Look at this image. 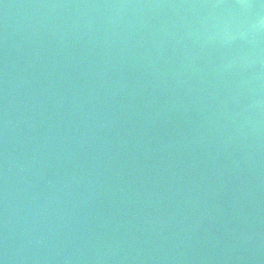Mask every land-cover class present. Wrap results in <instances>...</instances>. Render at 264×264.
I'll return each mask as SVG.
<instances>
[{
  "label": "water",
  "instance_id": "water-1",
  "mask_svg": "<svg viewBox=\"0 0 264 264\" xmlns=\"http://www.w3.org/2000/svg\"><path fill=\"white\" fill-rule=\"evenodd\" d=\"M2 264H264V0H0Z\"/></svg>",
  "mask_w": 264,
  "mask_h": 264
},
{
  "label": "snow or ice",
  "instance_id": "snow-or-ice-1",
  "mask_svg": "<svg viewBox=\"0 0 264 264\" xmlns=\"http://www.w3.org/2000/svg\"><path fill=\"white\" fill-rule=\"evenodd\" d=\"M0 264H2V262H0Z\"/></svg>",
  "mask_w": 264,
  "mask_h": 264
}]
</instances>
